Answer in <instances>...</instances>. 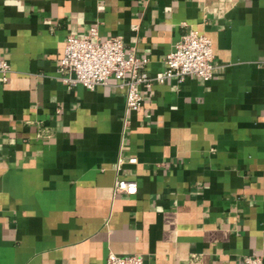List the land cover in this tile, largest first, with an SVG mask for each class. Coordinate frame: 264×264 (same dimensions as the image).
I'll use <instances>...</instances> for the list:
<instances>
[{"label": "crops", "instance_id": "obj_1", "mask_svg": "<svg viewBox=\"0 0 264 264\" xmlns=\"http://www.w3.org/2000/svg\"><path fill=\"white\" fill-rule=\"evenodd\" d=\"M93 27L150 75L191 28L216 74L141 88L127 114L118 81L57 78ZM0 59V264H264V0H0Z\"/></svg>", "mask_w": 264, "mask_h": 264}, {"label": "built area", "instance_id": "obj_2", "mask_svg": "<svg viewBox=\"0 0 264 264\" xmlns=\"http://www.w3.org/2000/svg\"><path fill=\"white\" fill-rule=\"evenodd\" d=\"M212 41L208 36L188 28L173 49L165 55L164 69L154 75L148 74L143 67L146 58H138L133 52L125 53L120 36L101 40L95 27L83 36L69 34L65 38L62 57L57 64V78L68 88L82 86L87 90L104 87L110 79L119 82L124 90L127 114L140 113L142 110L141 88L149 90L155 84L174 80L177 85L187 77L203 82L211 80L217 71L214 63ZM9 64L0 59V79L4 83L10 73ZM135 164L136 158L127 159ZM134 181L118 180L114 186L117 194H131L136 190ZM106 264H145L142 256H117L108 254ZM240 264H263L260 257H244Z\"/></svg>", "mask_w": 264, "mask_h": 264}]
</instances>
